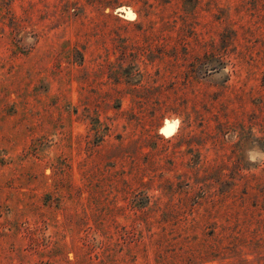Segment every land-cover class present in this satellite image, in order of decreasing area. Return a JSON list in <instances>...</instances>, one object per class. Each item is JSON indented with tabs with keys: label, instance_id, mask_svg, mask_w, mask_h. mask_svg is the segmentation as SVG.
Instances as JSON below:
<instances>
[{
	"label": "rangeland",
	"instance_id": "obj_1",
	"mask_svg": "<svg viewBox=\"0 0 264 264\" xmlns=\"http://www.w3.org/2000/svg\"><path fill=\"white\" fill-rule=\"evenodd\" d=\"M0 264H264V0H0Z\"/></svg>",
	"mask_w": 264,
	"mask_h": 264
}]
</instances>
